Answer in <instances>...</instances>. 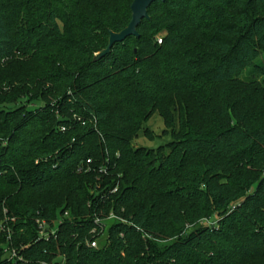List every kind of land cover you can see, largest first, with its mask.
I'll return each mask as SVG.
<instances>
[{"label": "trees", "instance_id": "trees-1", "mask_svg": "<svg viewBox=\"0 0 264 264\" xmlns=\"http://www.w3.org/2000/svg\"><path fill=\"white\" fill-rule=\"evenodd\" d=\"M131 2L0 0V264H264V0Z\"/></svg>", "mask_w": 264, "mask_h": 264}, {"label": "rangeland", "instance_id": "rangeland-1", "mask_svg": "<svg viewBox=\"0 0 264 264\" xmlns=\"http://www.w3.org/2000/svg\"><path fill=\"white\" fill-rule=\"evenodd\" d=\"M144 128L151 129L153 134H154V138L148 139L147 137H145L143 135V130H141L139 132L138 136L132 141L133 146L155 148L158 145L164 144L170 140V137L168 135H162V131L164 129V124H163L162 118L157 113H153V115L145 123ZM9 221L13 222V218L8 220V218L5 217V219H4L5 224H8ZM104 233H105V230L103 231V234H100L96 238L97 243L102 244L104 242V239H105ZM4 246H5V244L1 245V247H4ZM2 258H6V253L3 255ZM36 264H40V263H36Z\"/></svg>", "mask_w": 264, "mask_h": 264}, {"label": "water", "instance_id": "water-1", "mask_svg": "<svg viewBox=\"0 0 264 264\" xmlns=\"http://www.w3.org/2000/svg\"><path fill=\"white\" fill-rule=\"evenodd\" d=\"M153 1L155 0H132L130 4L131 19L128 25L120 32H110L108 45L103 51L100 52V54L108 52L114 42L122 41L129 35H138L136 29L137 25L142 18L148 17L147 8Z\"/></svg>", "mask_w": 264, "mask_h": 264}, {"label": "built area", "instance_id": "built-area-1", "mask_svg": "<svg viewBox=\"0 0 264 264\" xmlns=\"http://www.w3.org/2000/svg\"><path fill=\"white\" fill-rule=\"evenodd\" d=\"M158 43L161 42L160 39L157 40ZM87 161H90V160H87ZM114 218H117V216L113 213V212H110L108 214L107 217L103 218V219H96L95 222L98 223L99 225V235L100 234H103V231L105 229V225H103V220H110V219H114ZM105 222V221H104ZM37 224H38V228H39V234L42 238H45L46 240L48 238H50V236H55V229L54 228H51L49 231L45 228V222L44 221H37ZM92 232H96V228H94L92 230ZM10 231L8 230L7 231V244H5V246L3 247V251H4V254L6 253V258L8 260H11V261H14L18 258H21L18 250L14 247H12L10 245ZM87 244H89L90 247H93V248H96L98 246V243L96 241V238H93L91 240H89L87 242ZM40 264H53L51 262H46V261H41L39 262Z\"/></svg>", "mask_w": 264, "mask_h": 264}]
</instances>
